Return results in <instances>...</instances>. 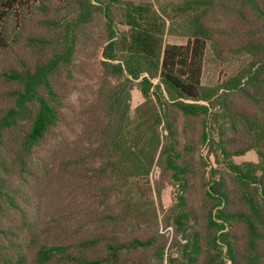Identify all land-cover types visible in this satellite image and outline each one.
<instances>
[{"label": "trees", "instance_id": "obj_1", "mask_svg": "<svg viewBox=\"0 0 264 264\" xmlns=\"http://www.w3.org/2000/svg\"><path fill=\"white\" fill-rule=\"evenodd\" d=\"M168 9L0 0V264H264V0ZM171 15L186 24L183 44L164 42ZM90 46L99 54L77 55ZM208 46L221 62L246 60L224 83L241 102L223 101L217 139L200 132L204 163L188 142L211 100ZM132 87L145 127L128 140ZM252 150L257 163L231 161ZM154 166L177 187L167 210L154 201Z\"/></svg>", "mask_w": 264, "mask_h": 264}, {"label": "rangeland", "instance_id": "obj_2", "mask_svg": "<svg viewBox=\"0 0 264 264\" xmlns=\"http://www.w3.org/2000/svg\"><path fill=\"white\" fill-rule=\"evenodd\" d=\"M120 1L133 3L148 2L151 3L153 7L159 12H162L165 9H167L169 12L168 5H170L172 1L177 0ZM92 3L96 4L95 1ZM113 13L115 26L121 31L124 30V27L117 23L119 20L118 10H113ZM172 18L173 19L167 23V32L164 36V42L173 44H183L186 41V24L179 18H175L173 16ZM95 54H99V52L95 50V48H93L92 46H90V48L86 50H83V52L77 53V55H82L90 58L94 57ZM245 60L246 58H243L242 56L230 55L225 61L221 62L216 58L211 47L208 46L207 48L202 75V86L205 88V95L210 96L211 100L208 105V114L201 113L200 116L194 120V124L193 126H191L194 132L189 133L191 137L189 138L188 142L192 150H199V152L196 154V157L198 158L199 154L200 158H202L204 163H206L207 158L205 150H208V146H206L205 142L199 140L200 132L202 129L204 130L203 127L207 125L212 138L217 139V130L223 121V118L220 117L224 112L223 101L226 98L230 97L233 101L237 103L241 102V100L238 99V95L234 96L233 94L232 96L231 92H228L224 89V83L239 75L241 68L245 65ZM83 69L87 72H90L92 70L89 67H84ZM153 83H155V81H153ZM72 97L73 98H70L71 103H73L75 95H73ZM143 101L144 100L139 90L136 87H132L130 91V107L127 114V118L125 120V136L128 140L132 139L136 133L142 132L143 128L145 127V123H143L144 119L139 120L138 118H136L135 112L136 108L140 104H142ZM200 105L207 106L205 103H200ZM174 112L176 111H174L172 107L167 108V110L161 111L162 115L165 114L166 117L164 118L163 116L162 121L157 126V132L159 133L160 137L164 138L167 135L168 131L166 130V128H168V125L166 120H168V118L170 120V115L174 114ZM179 130H181V128H179ZM182 135L183 134L180 133L177 134V136L179 137L180 144H182L184 140V137ZM231 161L237 165L246 162L257 163L258 157L255 151L252 150L244 155L232 157ZM207 162L213 164V158L210 157V161L208 160ZM149 179L151 187L153 189L154 201L156 202L158 200V197L162 209L167 210L175 203L174 201L177 194V187L171 182V179L166 174L160 172L156 166L151 169L149 173ZM156 208L159 213L160 208L157 203ZM160 216L161 215L159 214V217ZM173 231L174 230L172 227L167 228L161 222L159 223V232L161 234L164 233L166 236H168V234ZM152 264H155V262H153Z\"/></svg>", "mask_w": 264, "mask_h": 264}]
</instances>
